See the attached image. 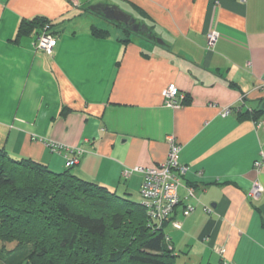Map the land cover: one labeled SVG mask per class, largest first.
Segmentation results:
<instances>
[{
	"label": "crops",
	"instance_id": "crops-1",
	"mask_svg": "<svg viewBox=\"0 0 264 264\" xmlns=\"http://www.w3.org/2000/svg\"><path fill=\"white\" fill-rule=\"evenodd\" d=\"M117 1L140 10L166 47L135 36L124 43L122 30L112 37L84 12L92 0H0V150L55 173L80 151L70 172L124 197L143 176L122 173L163 163L173 138L189 168L175 210L182 227L169 228L174 252L264 264V164L254 169L264 127L236 116L264 100V0ZM37 18L57 37L51 55L34 47L36 32L16 40L21 22ZM92 27L109 35L95 38ZM212 31L219 38L207 51ZM171 84L185 95L179 108L164 104ZM256 181L263 192L254 200ZM186 204L194 211L183 218Z\"/></svg>",
	"mask_w": 264,
	"mask_h": 264
},
{
	"label": "trees",
	"instance_id": "trees-1",
	"mask_svg": "<svg viewBox=\"0 0 264 264\" xmlns=\"http://www.w3.org/2000/svg\"><path fill=\"white\" fill-rule=\"evenodd\" d=\"M133 10L145 17L137 8ZM84 12L93 14L87 8ZM46 26L55 35L48 20L23 21L16 40L35 32L37 39ZM91 34L99 39L109 35L94 27ZM129 36L140 37L125 34L124 43ZM236 116L238 121L264 120V100L249 110L239 109ZM173 220H179L176 212L168 222L153 221L141 202H130L101 185L81 180L70 169L55 173L0 150V262L4 264H174L175 253L166 234L167 228L179 231L172 228ZM7 245L12 248L6 250Z\"/></svg>",
	"mask_w": 264,
	"mask_h": 264
},
{
	"label": "built area",
	"instance_id": "built-area-1",
	"mask_svg": "<svg viewBox=\"0 0 264 264\" xmlns=\"http://www.w3.org/2000/svg\"><path fill=\"white\" fill-rule=\"evenodd\" d=\"M48 26L42 34L36 39L34 47L43 51L47 55H51L57 43V37L48 32ZM219 34L216 31L209 32L206 38V49L212 51ZM164 104L170 108H179L185 100V95L182 94L178 88L171 84L165 88L162 93ZM231 113L230 108H225L221 112L222 117H227ZM257 129L264 127V120L256 123ZM169 149L166 160L149 168H135L133 170H126L122 173V179L126 180L132 172L142 174L143 180L139 189V197L141 199V207L145 210L149 219L159 222H168L173 212L181 204L179 197V189L182 186V178L187 173L189 168L182 165L180 162L181 147L174 142L173 138L168 139ZM58 150L57 147L54 148ZM73 155L66 160L65 167L67 169L73 168L78 164V156L80 151H70ZM264 164V151L259 153L258 159L254 162V169L259 171ZM263 188L259 182H254L249 190L248 195L257 200L262 194ZM194 199V191L191 188H186L185 200ZM194 211V207L190 204L182 210V216L187 217ZM204 211L209 210L204 208ZM171 226L175 230L181 229V221L173 220ZM168 241V238H166ZM219 255H223V250H219Z\"/></svg>",
	"mask_w": 264,
	"mask_h": 264
},
{
	"label": "rangeland",
	"instance_id": "rangeland-1",
	"mask_svg": "<svg viewBox=\"0 0 264 264\" xmlns=\"http://www.w3.org/2000/svg\"><path fill=\"white\" fill-rule=\"evenodd\" d=\"M92 2L93 3L91 5L105 4V5L116 6L118 9H120L124 13H126L128 15H131L133 18L138 20L140 23H145L147 25V27L151 29L150 25L147 24L146 21L142 17H140L136 12H134L127 5L121 3V2H119L117 0H100V1L99 0H97V1L96 0H92ZM94 20H95V22H93L94 25H96L97 27L99 26L102 29L109 30L112 37L118 36L120 38H123V33H122V31H120V29L114 28L111 24H109L107 21H105V20H103L101 18H98V17L94 16ZM125 34H126V36L133 35L131 33L130 34L129 33H125ZM130 193L131 194H129V195H125L124 197L120 196V197H123V198H125L126 200H128L130 202H133V203H136V204H140L141 200H140V197H139V186H137L134 189V191L130 192ZM170 231L171 230L169 228H167L166 229V234L169 235ZM5 248H6V250H10L12 248V245H7ZM174 253H175L174 254L175 255L174 264H209L206 261L200 262L198 257L189 256L187 250L184 251L182 249L181 250L176 249V251ZM0 256H1V254H0ZM2 258L3 259H1V260L5 259L4 256ZM0 264H4V261H1ZM210 264H213V263H210Z\"/></svg>",
	"mask_w": 264,
	"mask_h": 264
},
{
	"label": "water",
	"instance_id": "water-1",
	"mask_svg": "<svg viewBox=\"0 0 264 264\" xmlns=\"http://www.w3.org/2000/svg\"><path fill=\"white\" fill-rule=\"evenodd\" d=\"M90 13L95 14L103 20L114 23L127 29L130 33L145 38L158 46L166 47V44L156 36H154L145 24L139 23L131 15H128L118 9L116 6L96 4L87 8Z\"/></svg>",
	"mask_w": 264,
	"mask_h": 264
}]
</instances>
